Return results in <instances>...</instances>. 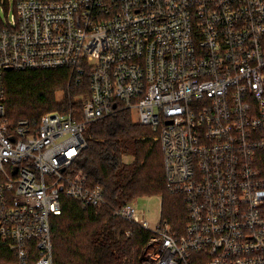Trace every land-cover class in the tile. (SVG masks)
<instances>
[{"label":"built area","instance_id":"obj_1","mask_svg":"<svg viewBox=\"0 0 264 264\" xmlns=\"http://www.w3.org/2000/svg\"><path fill=\"white\" fill-rule=\"evenodd\" d=\"M61 68L88 83L79 115L12 125L5 73ZM121 111L187 207L182 233L134 199L114 211L151 231L153 264H264V0H0V264H54L64 196L108 204L74 163Z\"/></svg>","mask_w":264,"mask_h":264},{"label":"trees","instance_id":"obj_2","mask_svg":"<svg viewBox=\"0 0 264 264\" xmlns=\"http://www.w3.org/2000/svg\"><path fill=\"white\" fill-rule=\"evenodd\" d=\"M4 76L5 107L12 125L21 119L38 122L50 112L73 110L79 115L81 100L76 96L89 93L87 81L75 83L70 71L62 68L9 70ZM58 91L63 92L60 99ZM84 137L86 147L74 170L86 173L90 185H101L108 204L84 208L63 197V212L52 221L54 264H145L143 251L151 231L114 211L135 198L161 196L163 220L182 233L187 207L183 196L166 184L161 147L129 111L88 123ZM125 156L132 160L126 162Z\"/></svg>","mask_w":264,"mask_h":264},{"label":"rangeland","instance_id":"obj_3","mask_svg":"<svg viewBox=\"0 0 264 264\" xmlns=\"http://www.w3.org/2000/svg\"><path fill=\"white\" fill-rule=\"evenodd\" d=\"M10 15H11V12L9 13V16ZM56 96H57V99L62 98L63 97V92L62 91H58L56 93ZM84 97H85V95L76 96V100H81V102H82ZM81 104L82 103H80V108H81ZM136 118L137 117L135 116L134 120H136ZM124 160L126 162H130L132 160V157L131 156H125ZM134 200H136L138 208L145 212L146 218L152 224H155L160 218L163 220V218H162V198H161V196H145V197L135 198ZM168 222L171 225V221H168ZM171 227L173 228L172 225H171ZM143 253H144V255H143L144 263L145 264H153L152 256H151L152 255V247L149 246L147 248V246H146V249H144Z\"/></svg>","mask_w":264,"mask_h":264}]
</instances>
